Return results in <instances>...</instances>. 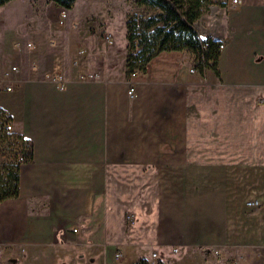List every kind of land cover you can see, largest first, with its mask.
I'll return each mask as SVG.
<instances>
[{
	"label": "crops",
	"instance_id": "0c3cea01",
	"mask_svg": "<svg viewBox=\"0 0 264 264\" xmlns=\"http://www.w3.org/2000/svg\"><path fill=\"white\" fill-rule=\"evenodd\" d=\"M78 1L64 26L51 2L49 38L0 43V82L18 69L0 106L33 143L19 196L0 202V244L19 264H264V206L248 205L264 203V0L195 23L224 44L214 66L162 51L136 76L118 45L73 30Z\"/></svg>",
	"mask_w": 264,
	"mask_h": 264
},
{
	"label": "trees",
	"instance_id": "16d2710c",
	"mask_svg": "<svg viewBox=\"0 0 264 264\" xmlns=\"http://www.w3.org/2000/svg\"><path fill=\"white\" fill-rule=\"evenodd\" d=\"M11 0H0V7ZM72 9L76 0H51ZM212 0H136L155 10L153 14L132 16L127 22V69L145 72L149 62L162 51L189 49L195 55L196 67L214 66L219 56V44L209 38V47L199 36L195 23ZM205 59V62L203 60ZM10 154V155H8ZM33 143L17 133H0V202L20 194L21 165L30 162ZM137 264H147L142 259ZM157 264H162L158 262Z\"/></svg>",
	"mask_w": 264,
	"mask_h": 264
},
{
	"label": "rangeland",
	"instance_id": "374dc122",
	"mask_svg": "<svg viewBox=\"0 0 264 264\" xmlns=\"http://www.w3.org/2000/svg\"><path fill=\"white\" fill-rule=\"evenodd\" d=\"M226 1L212 0L205 6L203 14L214 18L216 10ZM51 2L53 1L11 0L0 7V43L5 45V52H8L7 48L11 40H14L17 46L18 41H26L34 34H43L45 39L49 38V33L54 31L48 32V30L55 19ZM79 4L83 7L84 14L74 20L73 30L98 32L108 46L118 45L121 51L126 52H128L126 37L128 20L134 15L146 16L155 12L152 8L137 4L136 0H79L78 7ZM57 17V26H64L65 24L59 22L60 13ZM108 33L112 34L113 43L106 38ZM7 61H11L9 55L4 58L5 64ZM131 219L127 215V221ZM0 250V264H19L16 247L8 251L0 244Z\"/></svg>",
	"mask_w": 264,
	"mask_h": 264
},
{
	"label": "built area",
	"instance_id": "2783aa9c",
	"mask_svg": "<svg viewBox=\"0 0 264 264\" xmlns=\"http://www.w3.org/2000/svg\"><path fill=\"white\" fill-rule=\"evenodd\" d=\"M232 2L234 4H240L243 2V0H232ZM67 18H68V10L65 8V9H63V11L60 14L59 22L61 24H65L67 21ZM111 37H112L111 33H108L106 35V38L109 40V42L113 43V40ZM209 38L210 37L202 38V40L204 41L205 47H209V45H210L209 41H208ZM26 45L28 47H33V44L31 42H28ZM223 47H224V44L220 43L219 49H222ZM203 62H205V59L203 60ZM205 68H206V66H204L203 69H205ZM9 69L10 70H8V71H4V75H3L2 80L5 83L2 84L0 82V92H2V91L10 92L14 89L13 80H11L9 78V74H10V72H15L18 69L16 66H11ZM194 71H195V68H191V72H194ZM138 73H139V71L135 70V71L131 72V75L136 76ZM96 76H97V74H95V73L84 74L82 76V79L83 78H95ZM43 77L45 80L56 85L57 88H59L60 90H66L68 88L67 80L60 74L45 73L43 75ZM133 94H134V87H131L129 90V95L133 96ZM1 132H5L6 134L13 133L14 132V123H13L12 119L10 118L9 114L7 113V111L3 107L0 106V133ZM248 205L252 206V207H261V206H264V203L260 200H251L248 202ZM128 217L132 218V215L128 214ZM77 230H78L77 227L73 228V231L76 232ZM173 250L177 251L178 247H175ZM216 252H218V250H216ZM115 255H116V258H119V257H121L122 254L120 251H117ZM0 256H1V250H0ZM152 257L157 258V252L156 251L152 252ZM147 264H154V263L147 262ZM155 264H157V263H155Z\"/></svg>",
	"mask_w": 264,
	"mask_h": 264
}]
</instances>
